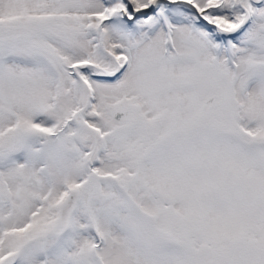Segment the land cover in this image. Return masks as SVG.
<instances>
[{"label": "snow or ice", "instance_id": "6c2138e0", "mask_svg": "<svg viewBox=\"0 0 264 264\" xmlns=\"http://www.w3.org/2000/svg\"><path fill=\"white\" fill-rule=\"evenodd\" d=\"M0 264H264V0H0Z\"/></svg>", "mask_w": 264, "mask_h": 264}]
</instances>
